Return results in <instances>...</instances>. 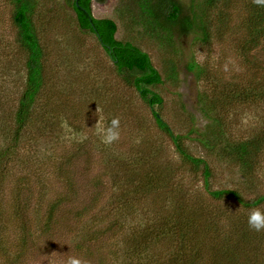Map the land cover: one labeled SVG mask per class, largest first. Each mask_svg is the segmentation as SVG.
I'll return each mask as SVG.
<instances>
[{"label":"rangeland","instance_id":"rangeland-1","mask_svg":"<svg viewBox=\"0 0 264 264\" xmlns=\"http://www.w3.org/2000/svg\"><path fill=\"white\" fill-rule=\"evenodd\" d=\"M119 1L92 2V16L114 20L115 38L149 55L163 78L155 88L163 102L153 110L208 164L211 176L205 181L201 169L181 160L96 38L79 29L67 0H35L44 81L14 144L25 53L13 4L0 0V264H66L69 256L86 264H264V231L247 225L249 213L264 212V203L246 208L233 197L209 194L234 190L246 201L263 195L264 152L243 172L198 140L212 143L221 130L219 139L244 141L264 130L263 103L229 98L255 79L237 48L247 0H229L221 39L203 45L185 37L172 48L119 17ZM254 54L264 64V43ZM191 59L204 70L199 78L186 69ZM170 63L174 80L166 77ZM116 117L120 140L104 145L97 127ZM177 221L187 228L178 229Z\"/></svg>","mask_w":264,"mask_h":264},{"label":"trees","instance_id":"trees-1","mask_svg":"<svg viewBox=\"0 0 264 264\" xmlns=\"http://www.w3.org/2000/svg\"><path fill=\"white\" fill-rule=\"evenodd\" d=\"M96 1L105 2V0ZM11 2L14 7L12 20L17 30V43L25 53V84L14 113L12 131L13 143L16 144L31 119L34 105L42 90L44 65L43 49L33 22L35 0H11ZM67 3L75 13L79 29L96 38L113 63L117 74L152 110L157 128L170 139L181 160L196 169H201L207 181L211 176L208 164L203 159L191 155L184 146L182 136L174 134L159 113L153 110L163 102L155 91L157 86L162 85L163 78L153 66L149 55L130 41L116 39V22L109 18L93 17L90 0H67ZM228 7L229 0H188V3H184L183 0H120L116 13L160 46L172 48L177 41L185 37H191L203 45L209 44L213 37L221 39L228 30L230 19ZM238 29L241 34L237 48L246 63L250 65L255 79L250 80L249 89L233 92L232 97H229L230 101L245 99L250 100L251 103L264 104V64L258 61L254 54L264 43V8L255 6L252 0H247L244 5V17L239 22ZM186 69L198 78L204 71L194 59L187 63ZM176 75V67L170 63L166 77L174 80ZM208 111L207 108L203 111L206 117L210 114ZM210 119L214 127L220 126L216 117ZM217 134L218 138L212 143L204 136L198 140L203 147L217 151L219 156L235 163L243 172H251L259 156L264 152V130L244 141L222 138L221 140L219 139L223 135L221 130H218ZM13 149L12 145L5 151L11 152ZM209 194L214 199L233 197L246 208L264 203V194L252 201L244 200L234 190L209 191ZM20 211L21 209L17 207L18 217ZM176 223L178 229H185L188 225L186 221Z\"/></svg>","mask_w":264,"mask_h":264},{"label":"clouds","instance_id":"clouds-1","mask_svg":"<svg viewBox=\"0 0 264 264\" xmlns=\"http://www.w3.org/2000/svg\"><path fill=\"white\" fill-rule=\"evenodd\" d=\"M253 4L257 7L264 8V0H252ZM67 126V121L63 122ZM97 134L101 138V143L104 145H112L120 140V119L113 118L107 126H98ZM247 225L250 230L260 233L264 231V212L258 209L252 210L247 218ZM66 264H86V261L79 257L69 256Z\"/></svg>","mask_w":264,"mask_h":264},{"label":"flooded vegetation","instance_id":"flooded-vegetation-1","mask_svg":"<svg viewBox=\"0 0 264 264\" xmlns=\"http://www.w3.org/2000/svg\"><path fill=\"white\" fill-rule=\"evenodd\" d=\"M92 2H97V1H96V0H90V7H91V3H92Z\"/></svg>","mask_w":264,"mask_h":264}]
</instances>
